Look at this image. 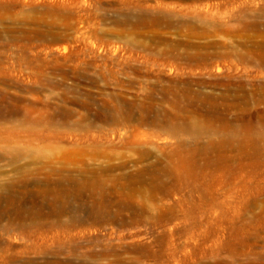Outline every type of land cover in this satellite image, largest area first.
Wrapping results in <instances>:
<instances>
[{
	"label": "rangeland",
	"instance_id": "374dc122",
	"mask_svg": "<svg viewBox=\"0 0 264 264\" xmlns=\"http://www.w3.org/2000/svg\"><path fill=\"white\" fill-rule=\"evenodd\" d=\"M190 3L0 0V264H264V0Z\"/></svg>",
	"mask_w": 264,
	"mask_h": 264
},
{
	"label": "bare ground",
	"instance_id": "6f19581e",
	"mask_svg": "<svg viewBox=\"0 0 264 264\" xmlns=\"http://www.w3.org/2000/svg\"><path fill=\"white\" fill-rule=\"evenodd\" d=\"M180 1H190L191 3L185 4V5H179V7H177V8L174 6H167V8H168L167 11L170 12V14L168 15V17H165V19H163L161 21H163V22L165 21V22H168L169 24H171L172 20H176L180 26H182V27L187 26L191 36H193V37H197L196 34L200 35V36L207 34V36H208L210 31L216 33L220 30V24H219V22H216V19H217L216 17L218 16V10H215V9H218L219 4L217 5V7H215L214 4L207 3L205 5V8H201V7L193 4V2H195L197 0H180ZM169 9L172 10L173 12H171ZM232 19H233V16H231V20ZM212 20H213V22H211ZM243 22H244L245 29L248 28L250 25H252L245 18L243 19ZM218 24H219V26H218ZM180 48L185 52H179L178 49H180ZM205 48H207V47L205 46ZM172 49H173V51H172ZM188 50H190V52H187ZM199 51H200L199 45L192 43V42H189V41L188 42L181 41V42H178L176 44H172V46H171V53H172L171 58L174 60H182V61H185L188 63H195V64H208V61L209 60L212 61V59L214 58L215 53L209 54V55H205V54L202 55ZM245 56H249V55H247V54L244 55V57H243L244 61L249 59V57H245ZM200 124L201 123L192 122V121H190L189 124H180V123H176V122H171L170 125L168 124L169 126H166V131L169 134L170 133H172L174 135L176 134V136L178 137V139H180V141L183 143V145H186V143L189 142V140H193L196 143V145L200 146V140H201V137H202L203 132H204L203 126H201ZM208 134H209V132H208ZM198 150H199V148H194L192 150H188L187 151L188 152L187 158H189L193 154H196V152H198ZM150 153L151 152H146L144 154V157H146V158L149 157ZM187 158L185 157V159H187ZM208 163H210V162H208ZM201 165H202V167H204L202 163H201ZM205 167H206V165H205ZM189 180H190V178H189ZM189 180H187V181L189 182ZM144 203H146V202H144Z\"/></svg>",
	"mask_w": 264,
	"mask_h": 264
}]
</instances>
